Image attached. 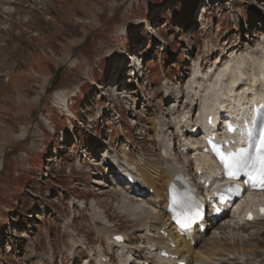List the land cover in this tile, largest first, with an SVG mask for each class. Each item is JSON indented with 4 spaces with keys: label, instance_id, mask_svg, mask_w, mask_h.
<instances>
[{
    "label": "rangeland",
    "instance_id": "1",
    "mask_svg": "<svg viewBox=\"0 0 264 264\" xmlns=\"http://www.w3.org/2000/svg\"><path fill=\"white\" fill-rule=\"evenodd\" d=\"M260 35L264 0H0V264H92L99 246L114 263L115 250L95 233L92 200L144 254L96 164L101 150L154 161L151 117L166 111L163 84L185 94L198 62L207 69L218 56L263 55ZM132 62H140L135 78ZM240 218L223 221L232 227ZM236 226L245 236L224 224L214 245L228 250L208 264H264V218Z\"/></svg>",
    "mask_w": 264,
    "mask_h": 264
},
{
    "label": "bare ground",
    "instance_id": "2",
    "mask_svg": "<svg viewBox=\"0 0 264 264\" xmlns=\"http://www.w3.org/2000/svg\"><path fill=\"white\" fill-rule=\"evenodd\" d=\"M202 11L203 14L199 16V19L205 14V11ZM148 31L152 32L151 30ZM260 36L263 37L264 35ZM262 47L264 46L262 45ZM257 53L259 51L253 49L240 57L225 58V60L223 57L218 56L216 58L217 64L209 66L207 72L201 73V76H198V70H195L194 67V75L187 85L188 91L185 94V90L181 86H175L171 82L169 85L163 84L160 97L163 99V104H166V111L163 109L165 113L160 120H157L158 116L155 114L151 117L155 127V129L153 128L155 130L153 133L154 139L159 146L158 157L154 161L151 162L140 156L135 157L129 150H124L120 154L108 147L101 150L100 157L97 160L99 162L96 164H99V169L107 172L106 174L111 179L108 186H112L113 189L119 192L121 213L130 216L132 223L139 231V235L142 236L145 250L150 253L149 256L154 257L149 260L150 258L143 256L141 251H133L127 243L118 244L111 241L110 237L114 234H122L125 241H130V236L111 229V223L109 224L108 219L102 217L104 211H100L97 203L92 200L91 208L94 214L93 224L96 225H93L95 233L101 236L112 250H115L114 264H132V262L136 264H157L160 261L170 264L172 260L159 255L157 252L159 248H163L173 255H178L186 264H208L217 255L227 252L228 245L225 244L227 247L220 248L214 244L225 239L224 236L227 233L222 229L224 224L231 227L228 220L215 225L211 224V220L206 221V233L200 234L195 231L191 239L182 237L176 232L175 228L170 225V215L166 212L168 206L167 188L177 170L182 169L188 177H191L194 173H192L193 162L188 158L190 152L194 157L195 169L208 171L206 168L209 165V160L192 149L195 144H193L191 138L199 135V133L192 135L191 132L193 126L199 121L196 119L192 123L195 111H197L196 117L209 111L217 115L219 108L227 109L228 107L227 110H229L231 116H244L250 111L249 94H252L251 99L257 96L264 97V54L258 56ZM139 63L132 62L130 65L131 75L134 78L140 69L137 68ZM247 74L252 77L250 82L246 78ZM204 77L206 80L203 79ZM186 94H188L189 99L183 100V96H186ZM55 96L58 101L67 107L64 97L59 92L56 91ZM132 121L136 123L135 120L132 119ZM171 128H174L175 132L174 130L171 131ZM183 149H186L187 152L184 153ZM180 154H182V157H180ZM127 172L137 178L139 185L143 184L148 189L150 188L152 193L144 190L146 193L140 195L124 184L123 174ZM258 202L264 205V192L250 193L248 199L244 198L238 203L236 209L243 205L245 210H251L254 216L258 218L254 207ZM96 209H98V212L95 211ZM243 216L244 213L242 212L241 223L236 222L240 226H236V224V227L250 223L243 221ZM256 221L257 219L252 223ZM96 223L100 224L97 225ZM235 226H232L231 229L238 231L235 230ZM161 229L167 231V237L160 234ZM241 233L239 231L235 232L240 237L245 236ZM169 240L174 243L175 248L169 246ZM101 242L100 245H102ZM199 242H201V245L197 244ZM196 244L198 246H195ZM99 249L100 246L97 253L98 260L92 264H110V253L101 248L104 251L102 254ZM229 249H232V246L229 245ZM244 251L246 253L254 252L252 249H245ZM73 254L76 258L80 257L81 259L83 257V252L79 249H75ZM103 256L108 261H103L101 259Z\"/></svg>",
    "mask_w": 264,
    "mask_h": 264
},
{
    "label": "snow or ice",
    "instance_id": "3",
    "mask_svg": "<svg viewBox=\"0 0 264 264\" xmlns=\"http://www.w3.org/2000/svg\"><path fill=\"white\" fill-rule=\"evenodd\" d=\"M250 147H254V152L240 149L237 152L224 153L217 150V154L230 178L244 172L248 176L246 183L253 187H264V134H261L258 146L250 144ZM174 202H177L175 197ZM261 211L264 212V209Z\"/></svg>",
    "mask_w": 264,
    "mask_h": 264
},
{
    "label": "water",
    "instance_id": "4",
    "mask_svg": "<svg viewBox=\"0 0 264 264\" xmlns=\"http://www.w3.org/2000/svg\"><path fill=\"white\" fill-rule=\"evenodd\" d=\"M62 70H63V65H59L56 68L53 77L48 81V84L45 88L46 93L49 92L53 88V86H55V84L59 81Z\"/></svg>",
    "mask_w": 264,
    "mask_h": 264
}]
</instances>
